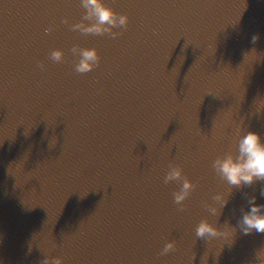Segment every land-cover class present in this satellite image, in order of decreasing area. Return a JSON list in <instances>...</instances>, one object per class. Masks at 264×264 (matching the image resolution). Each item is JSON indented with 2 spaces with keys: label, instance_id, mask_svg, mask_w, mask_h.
Masks as SVG:
<instances>
[{
  "label": "clouds",
  "instance_id": "clouds-1",
  "mask_svg": "<svg viewBox=\"0 0 264 264\" xmlns=\"http://www.w3.org/2000/svg\"><path fill=\"white\" fill-rule=\"evenodd\" d=\"M79 2L84 9L81 19L70 21L68 16L63 17L64 23L69 24L73 31L85 34H109L115 38L120 34L117 29L126 28L129 23L128 13L117 11L109 0H79ZM53 30V24L44 28L46 33H51ZM258 39L259 33H253L252 41L255 42ZM71 50L76 57L74 64L76 72H89L101 63L100 52L94 45L73 44ZM48 55L52 60L59 62L64 59L65 53L62 47H54L50 49ZM39 67L43 70L45 64L39 62ZM262 109H264V103L257 104L254 115L264 114L261 112ZM234 143V151L225 150L218 153L211 162L216 174L230 186L215 191L210 201H204V207L211 215L217 217V221L232 200L234 188L253 185L256 181L264 182V136L257 129L241 121L235 127ZM163 179L165 183L175 181L178 184V188L173 191V199L182 210L186 206L185 201L196 189L197 182L187 175L179 163H170ZM260 195H264V183L260 186ZM257 201L258 196L255 193L247 195L248 206H240V214L237 216L235 227H222V224L210 220L207 216L202 217L195 226L196 236L206 240L220 238L224 247L231 248L236 243L238 232L244 235L252 232L264 233V202ZM231 211L233 215L236 214L235 208ZM226 218L232 224L230 218ZM175 247L176 241L169 239L164 243L161 253H167ZM31 250L32 248L28 247V251ZM0 264H4L3 258H0ZM40 264H64V261L61 255H44ZM243 264H264V242L254 247L251 258L246 259Z\"/></svg>",
  "mask_w": 264,
  "mask_h": 264
},
{
  "label": "water",
  "instance_id": "water-1",
  "mask_svg": "<svg viewBox=\"0 0 264 264\" xmlns=\"http://www.w3.org/2000/svg\"><path fill=\"white\" fill-rule=\"evenodd\" d=\"M215 4L248 124L264 136V114L254 115L256 105L264 103V0ZM253 33H259L255 42Z\"/></svg>",
  "mask_w": 264,
  "mask_h": 264
}]
</instances>
